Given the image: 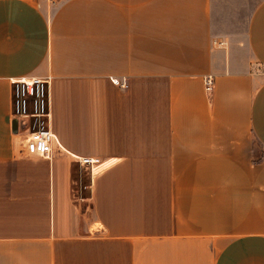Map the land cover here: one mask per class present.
<instances>
[{"label":"crops","instance_id":"crops-1","mask_svg":"<svg viewBox=\"0 0 264 264\" xmlns=\"http://www.w3.org/2000/svg\"><path fill=\"white\" fill-rule=\"evenodd\" d=\"M27 77L52 159L14 131ZM259 148L264 0H0V264H264Z\"/></svg>","mask_w":264,"mask_h":264},{"label":"built area","instance_id":"built-area-1","mask_svg":"<svg viewBox=\"0 0 264 264\" xmlns=\"http://www.w3.org/2000/svg\"><path fill=\"white\" fill-rule=\"evenodd\" d=\"M225 44V41H220ZM123 88L128 87L126 80L113 79ZM207 91H212L215 85L214 75L204 78ZM12 89V116L18 120V130L26 137V143L31 150L48 159H52L55 148L64 150L57 134L52 127L53 122V95L52 79L27 77L13 80ZM82 165H95L98 158L77 157Z\"/></svg>","mask_w":264,"mask_h":264},{"label":"rangeland","instance_id":"rangeland-1","mask_svg":"<svg viewBox=\"0 0 264 264\" xmlns=\"http://www.w3.org/2000/svg\"><path fill=\"white\" fill-rule=\"evenodd\" d=\"M258 154H260V156H263L264 151L262 150V148L258 149ZM86 166L89 169H86V168L84 169V174H83V177H82L83 180L80 183V187H81V191H83L81 193H83V195H85V196H88V195H90V189L88 188V185H89L88 170L93 173V172H95V167H97V166H94V165H86ZM98 169H99V167H98ZM98 169H96V170H98ZM89 206H90L89 202H88V204H82V208L84 210L88 209Z\"/></svg>","mask_w":264,"mask_h":264},{"label":"water","instance_id":"water-1","mask_svg":"<svg viewBox=\"0 0 264 264\" xmlns=\"http://www.w3.org/2000/svg\"><path fill=\"white\" fill-rule=\"evenodd\" d=\"M14 131L18 132V120L17 119L14 120Z\"/></svg>","mask_w":264,"mask_h":264}]
</instances>
